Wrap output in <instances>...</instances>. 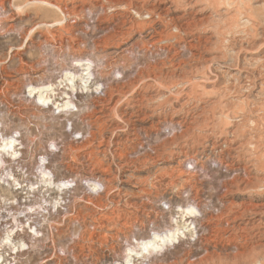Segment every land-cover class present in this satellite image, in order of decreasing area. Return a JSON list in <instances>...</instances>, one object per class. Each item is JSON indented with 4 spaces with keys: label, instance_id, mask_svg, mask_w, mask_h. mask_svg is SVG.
Instances as JSON below:
<instances>
[{
    "label": "rangeland",
    "instance_id": "1",
    "mask_svg": "<svg viewBox=\"0 0 264 264\" xmlns=\"http://www.w3.org/2000/svg\"><path fill=\"white\" fill-rule=\"evenodd\" d=\"M77 62H89L86 88ZM38 85L70 105L37 102L26 90ZM0 132L19 138L4 167L23 185L39 160L68 183L61 195L40 183L30 200L0 184V238L15 214L24 224L22 206L39 210L37 236L14 235L28 245L19 264H125L175 229L132 264H253L264 254V217L249 224L264 211V0H0Z\"/></svg>",
    "mask_w": 264,
    "mask_h": 264
},
{
    "label": "bare ground",
    "instance_id": "2",
    "mask_svg": "<svg viewBox=\"0 0 264 264\" xmlns=\"http://www.w3.org/2000/svg\"><path fill=\"white\" fill-rule=\"evenodd\" d=\"M185 1V0H184ZM190 1V0H189ZM198 1V0H196ZM233 1V0H232ZM236 1V0H235ZM120 2V1H119ZM82 3V2H81ZM188 3V2H187ZM193 3V2H192ZM27 4V3H26ZM50 5V4H49ZM203 5V4H202ZM22 6V5H21ZM117 6V5H116ZM204 6V5H203ZM210 6V5H209ZM238 6V5H237ZM121 7V6H120ZM175 7V6H174ZM207 7V6H206ZM123 8V7H122ZM202 8V7H201ZM244 8V7H243ZM88 9V8H87ZM168 9V8H166ZM199 9V8H198ZM204 9V8H203ZM194 10V9H193ZM200 10V9H199ZM229 10V9H228ZM201 11V10H200ZM219 11V10H218ZM216 12V11H215ZM221 12V11H220ZM224 11H222L220 14H222ZM245 12V11H244ZM211 13V12H210ZM236 13V12H235ZM248 13V12H247ZM245 13V14H247ZM205 14V13H204ZM208 14V13H207ZM250 15V14H249ZM103 16V15H102ZM203 16V15H202ZM209 16V15H208ZM212 16V15H210ZM222 16V15H221ZM251 16V15H250ZM248 16V17H250ZM182 17V16H181ZM207 17V16H206ZM211 19V18H210ZM251 19V17H250ZM103 20V19H102ZM168 20V19H167ZM206 19H203L202 21H204ZM127 22V21H126ZM208 22V21H207ZM217 32V31H216ZM209 36V35H208ZM211 37V36H210ZM216 39V38H214ZM210 41V40H209ZM214 48V47H213ZM244 59V58H243ZM89 63V62H88ZM88 63H80L77 62L76 65L78 67H80V70L82 71V74L79 76L80 77V81L83 83V86L86 88V84L89 83L90 80V76H91V71H90V65ZM91 64V63H90ZM244 68V67H242ZM249 68V67H248ZM246 71V68H244ZM243 69V70H244ZM200 70V69H199ZM242 70V69H240ZM248 71V70H247ZM185 72V71H184ZM202 75V74H201ZM76 75L73 73H68L65 75V79H67L68 81L72 82L75 79ZM241 77V76H240ZM256 77V76H254ZM262 77V76H261ZM242 78V77H241ZM139 79V78H138ZM166 79V78H165ZM247 78H245L246 80ZM249 79V78H248ZM255 79V78H254ZM156 80V79H155ZM201 80V79H200ZM199 80V81H200ZM261 80V79H260ZM107 81V80H106ZM238 81V80H237ZM249 81V80H248ZM190 82V81H189ZM194 83V82H193ZM89 85V84H88ZM247 85V84H246ZM147 86V85H146ZM160 86V85H158ZM74 86H72L73 88ZM89 87V86H88ZM99 87L98 83L93 84V89L97 90ZM155 87V86H154ZM161 87V86H160ZM245 87V86H244ZM215 88V87H214ZM263 88V87H262ZM49 86H28L27 87V94L30 96H34L35 100H37V102H41L45 105H49V104H54L56 109L60 108H67L70 105L69 101H63L60 104H56V102H54L50 96H48L46 93L48 92ZM110 89V88H109ZM146 89V88H145ZM153 89V88H152ZM167 89V88H166ZM134 90V89H133ZM158 90V89H157ZM164 90V89H163ZM148 91V90H147ZM105 92V91H102ZM210 92V91H209ZM168 93V92H167ZM109 96V95H108ZM124 96V95H123ZM190 96V95H189ZM120 97V96H119ZM126 97V96H125ZM155 97V96H154ZM163 97V96H162ZM177 98V97H176ZM188 98V96H187ZM247 98V97H246ZM121 99V98H120ZM123 99V98H122ZM149 99V98H148ZM238 99V98H237ZM130 100V99H129ZM140 100V99H139ZM122 101V100H121ZM121 101H117L116 103H119ZM106 102V101H105ZM129 102V101H128ZM138 102V101H137ZM143 104V102H142ZM165 104V103H164ZM168 104V103H167ZM171 103H169L170 105ZM118 105V104H117ZM116 105V106H117ZM129 105H133L132 103L129 102ZM154 105V104H153ZM115 106V107H116ZM138 106V105H137ZM145 106V105H144ZM114 107V106H113ZM134 107V106H133ZM140 107V106H139ZM147 108V106H146ZM102 109V108H101ZM100 109V110H101ZM138 109V108H137ZM135 109V110H137ZM192 109V108H191ZM229 109V108H228ZM99 110V111H100ZM153 110V108H152ZM139 111V110H137ZM184 111V110H182ZM104 112V111H103ZM135 112V111H134ZM188 113V112H187ZM236 113V112H235ZM238 113V112H237ZM241 113V112H240ZM153 114V113H152ZM178 114V113H177ZM255 114V113H254ZM258 114V113H257ZM105 116V115H104ZM229 116V115H228ZM107 117V116H106ZM121 117V116H120ZM244 117V116H243ZM109 119V118H108ZM117 119V118H116ZM142 119V118H141ZM231 123V122H230ZM239 123V122H238ZM180 124V123H179ZM232 124V123H231ZM237 124V123H236ZM198 127V126H197ZM217 129V128H216ZM234 130V129H233ZM211 131V130H210ZM238 131V130H237ZM117 134V133H116ZM112 135V134H111ZM175 135V134H174ZM233 135V134H232ZM205 136V135H204ZM181 137V136H180ZM250 138V137H249ZM18 136L16 135H8L5 136L0 132V184L3 186H8L9 188H11L12 190H19L20 193L22 194H28L29 200L31 197H34L33 195H30L31 193H33V191L35 190H40V183L42 184V187L45 188H49V189H54L55 191H58V193L61 195L62 191L65 188V182H60V181H55L52 174L48 173L46 169V167L42 164L40 165V160H39V164L37 165V181L35 183L33 182H29L26 183V185H23L22 182H20V179H18V177L15 176L14 174V170H12V168H8L4 167L5 163V157L10 158L11 161H15L19 158L21 152L19 151L21 149L22 146H20V141L18 140ZM254 139V138H253ZM181 140V139H180ZM230 140V139H229ZM95 141V140H94ZM201 141V140H200ZM258 141V140H257ZM186 142V141H185ZM243 142V141H242ZM220 143V142H219ZM245 143V142H244ZM183 144V143H182ZM197 144V143H196ZM240 144V143H239ZM238 144V145H239ZM186 145V144H185ZM201 145V144H200ZM204 145V144H203ZM253 145V144H252ZM152 146V145H151ZM192 146V145H191ZM249 146V145H248ZM233 148V147H232ZM211 149V148H210ZM187 150V148H186ZM217 150V149H216ZM239 150V149H238ZM181 151V150H180ZM197 151V150H196ZM216 152V151H215ZM184 153V152H183ZM222 153V152H221ZM220 153V154H221ZM242 153V152H241ZM245 153V152H243ZM248 153V152H247ZM256 153V152H255ZM231 154V153H230ZM246 155V154H245ZM219 156V155H218ZM243 156V155H242ZM248 156V155H247ZM186 157V156H185ZM245 157V156H244ZM255 157V156H254ZM142 160V159H141ZM198 160V159H197ZM196 161V160H195ZM194 161V162H195ZM252 161V160H251ZM193 162V163H194ZM114 163V162H113ZM254 163V162H253ZM193 165V164H192ZM256 166V165H255ZM194 169V168H193ZM165 170V169H164ZM171 171V170H170ZM149 172V171H148ZM144 179V178H143ZM160 179V178H159ZM27 181V180H26ZM109 181V180H108ZM138 182V181H137ZM171 183V182H170ZM143 185V184H142ZM89 186L93 189L96 190L98 188V185L96 183L93 184H89ZM167 186V185H166ZM7 187V188H8ZM189 188V187H188ZM111 191V190H110ZM28 192V193H27ZM37 192V191H36ZM35 193V192H34ZM39 193V192H38ZM40 194V193H39ZM26 196V195H25ZM12 197V196H11ZM27 197V196H26ZM191 197V196H190ZM14 198V197H13ZM24 198V197H23ZM35 198V197H34ZM38 200V199H37ZM32 202V201H31ZM37 202H40L37 201ZM34 201V203H37ZM52 203L51 206L53 208H56L58 204L60 203V198H53L52 201H50ZM22 203V202H21ZM38 204V203H37ZM6 205V204H5ZM35 205V204H34ZM39 205V204H38ZM32 204H29L28 206V211L30 212L33 208ZM23 207V206H22ZM59 207V206H58ZM40 208V206H39ZM248 208V207H247ZM262 208V207H261ZM259 208L256 207L253 212H252V217L249 220V224L253 225L255 222L257 224L262 223V219L264 217V211ZM18 209V208H17ZM253 209V208H252ZM1 210V209H0ZM102 210V209H101ZM17 211V210H16ZM47 211V210H46ZM195 212L194 208L192 207H187L185 209V211H183L184 215H189V214H193ZM8 213V212H7ZM32 213V212H31ZM30 213V214H31ZM10 214V213H9ZM145 214V213H144ZM20 215V214H19ZM12 216V215H11ZM239 216V215H237ZM9 217V216H8ZM21 217V216H20ZM183 217V216H182ZM19 217L17 216V214H15V216L11 217V222L10 224V229L8 228L6 231H4L2 237L0 238V248H4L6 251L9 249L11 250V252H15L18 253L19 252H24L27 250V243L25 242V239L20 238L17 240H14V235L17 236V233H23L25 230L28 231V233L30 235H32L33 237L37 236L38 234V230L36 229V226H33L32 224H30V221H27V224H21L19 219ZM242 218V217H241ZM247 218V217H246ZM239 219V218H238ZM32 220V219H31ZM244 220V219H243ZM26 221V220H25ZM234 221V219H233ZM235 222V221H234ZM248 224V222H247ZM256 225V224H255ZM8 226V225H7ZM6 226V227H7ZM254 227V226H253ZM245 228V227H244ZM248 229V228H247ZM182 234V232H179L178 229H175L171 232H168L167 234H155L152 238L146 239V240H142L141 242L138 243L137 248H130L129 250H127V254L126 255V259H125V264H132L131 262V258H133V256H140L142 258H145L146 255L148 256V254H150L151 252H157L159 250H161L164 246H166V244L171 243L172 241H174L175 239H177L179 237V234ZM2 234V233H1ZM184 235V234H183ZM40 236V235H39ZM22 237V235H21ZM29 244V243H28ZM130 247V246H129ZM3 250L2 253L4 252V256L2 253H0V264H6L5 256H8L6 254V251ZM62 251V250H61ZM1 252V249H0ZM253 254V252H252ZM255 256H248L251 258V263L253 264H264V254L261 258H255ZM251 255V254H250ZM261 255V254H260ZM259 255V256H260ZM50 259V258H49ZM146 259V258H145Z\"/></svg>",
    "mask_w": 264,
    "mask_h": 264
},
{
    "label": "built area",
    "instance_id": "3",
    "mask_svg": "<svg viewBox=\"0 0 264 264\" xmlns=\"http://www.w3.org/2000/svg\"><path fill=\"white\" fill-rule=\"evenodd\" d=\"M26 204H27V203H26ZM38 211H39V210H38ZM38 211H36V212H33V211H32V213L29 214V213H28V209H27V205H24L23 208H22V211H20L19 214H20L22 220L24 221V224H27L28 217H30L29 220H30V223L32 224V223H33L32 220L35 218L34 215L40 217V215L37 214ZM31 219H32V220H31ZM25 220H26V221H25ZM6 254H7L8 257H9V260L6 262V264H19V262H18V260H17V255H16L15 252L12 253L11 250L8 249V251H7Z\"/></svg>",
    "mask_w": 264,
    "mask_h": 264
}]
</instances>
